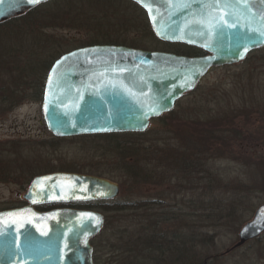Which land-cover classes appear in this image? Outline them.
I'll return each instance as SVG.
<instances>
[{
  "label": "rangeland",
  "instance_id": "obj_1",
  "mask_svg": "<svg viewBox=\"0 0 264 264\" xmlns=\"http://www.w3.org/2000/svg\"><path fill=\"white\" fill-rule=\"evenodd\" d=\"M121 9L120 13H125V16L120 15L121 19L127 21L121 25L117 19L108 23L118 35L124 31L125 38H133L137 35L133 11L123 4ZM89 10L91 13L84 14H93L94 11L96 17L103 19L106 16L102 6ZM62 15L52 20L44 14L36 17L37 29L33 28L34 37L27 42L26 53H23L25 47L22 43L13 42L17 46L16 49L12 46L17 50L12 56L14 60L3 62L0 43V210L12 205L19 207L21 202H26L24 195L37 173L71 171L74 166L98 169L106 173L104 177L120 184L116 199H163L173 207V210H165L155 206L152 210L121 216L113 213L110 223L104 226L102 237V245L107 247L100 253L106 254L104 258L100 256L107 264L123 263L120 257L111 258L109 248L127 239L133 231L138 233L137 230L141 229L143 232L141 224L145 218L157 222L156 225L160 223L158 228H161L171 213L176 220L178 215L181 219L174 226L179 225L183 230L188 228L192 234L195 232L196 237L192 240L195 241L190 244L192 251L187 253L196 264H264V231L227 252L239 241L241 228L264 203L262 179L259 180L261 183L257 182L251 169L254 163L264 167V52L252 51L239 63L213 67L194 90L178 100L172 113H165L160 121H151L148 129L135 137L139 155L133 163L137 166L136 172L140 170L141 173L131 179L120 167L123 161L128 162L127 158H118V155L100 149L106 141L75 136L55 139L45 121L43 102L22 97L23 94L19 93L20 88L29 87L40 76V69H25L30 60L29 47L40 51L44 49L42 45L49 44V41V45H53L52 41H57L65 49L72 48L75 44L73 38L89 39L98 27L97 22H102L98 18L92 20V15L84 21L74 18L75 22L69 13ZM61 17L63 20L59 19ZM6 89H11L13 94H5ZM12 100L18 101L16 106L10 105ZM218 125L220 134L228 136L231 143L218 150L225 153L215 151L216 157L205 160L206 164L200 160V167L203 168L204 164L208 177L212 178L211 183H207L205 174H188L184 166L176 163V158L179 157L183 164L182 158L192 150L189 145L185 152L188 138L211 133L214 128H219ZM253 136L261 138L259 153L250 144ZM220 154L227 156L223 158ZM202 158L206 159V156ZM71 172L91 174L82 170ZM258 174H261L260 169ZM124 225H129V234H121ZM205 234L210 236L207 242L204 241ZM140 237L142 239L143 235Z\"/></svg>",
  "mask_w": 264,
  "mask_h": 264
},
{
  "label": "water",
  "instance_id": "obj_2",
  "mask_svg": "<svg viewBox=\"0 0 264 264\" xmlns=\"http://www.w3.org/2000/svg\"><path fill=\"white\" fill-rule=\"evenodd\" d=\"M133 1L146 12L160 40L196 46L207 54L188 56L120 44H93L64 53L48 73L43 98L45 121L55 136L144 132L213 67L239 63L264 47V0ZM37 5L0 0V22ZM120 190L118 182L88 173L35 176L24 195L27 204L0 210V264H96L92 238L105 226L103 212L37 206L110 200ZM263 231L264 203L227 252Z\"/></svg>",
  "mask_w": 264,
  "mask_h": 264
},
{
  "label": "trees",
  "instance_id": "obj_3",
  "mask_svg": "<svg viewBox=\"0 0 264 264\" xmlns=\"http://www.w3.org/2000/svg\"><path fill=\"white\" fill-rule=\"evenodd\" d=\"M122 4L125 5L128 9L133 11L132 14L135 16V21L137 22V26L134 28H137V35L133 38H125L126 32L123 31V33H118L116 30H112V24L108 23L112 20H118L119 24H123L127 21L125 18L124 20L121 19L122 16H125V13L121 12ZM102 6V11L105 12V17L100 18L96 17L94 11L93 14L91 13V10H89L91 7L93 9H96L97 7ZM104 6V8H103ZM118 8V9H117ZM48 11V12H46ZM90 18L92 17V20L96 21L102 20L101 24H98V27L95 28L94 33L92 34V37L90 36L89 39L85 40H79L78 38L74 39V46L68 49H65L63 45H61L57 41H52L53 45H49L51 42L49 41V44L46 43L44 46V49L41 48L40 51L32 50L31 47H29V56L30 60L26 70H39L40 76H38L34 79L35 82H32L31 85L28 87H22L19 90V93H22V97H31L34 98L33 100L36 101H43L44 98V92H45V86L46 81L48 77V73L53 66L54 62L62 56L64 53L72 50L73 48H78L82 46H88L93 44H120V45H127L131 47H142L146 49L151 50H164V51H171L175 52L177 54H184L188 56H202L206 55L207 52L203 50L202 48L191 46L183 43H171V42H165L160 40L154 33L152 26L150 24V21L147 17L146 12L141 8L136 2L133 0H50L48 2L42 3L37 5L31 10H28L27 12L9 18L5 21L0 22V43L2 44V52H1V58L3 59V62L7 63L10 59H13V54L17 53L15 50L17 47L16 44L22 43L25 47L24 52L27 51V42L32 41L34 37V30L35 28V22L38 19H35L41 14H44V17L57 19L58 16L62 15L64 16L65 13L71 16L73 22L74 18L75 20H81L84 21L87 19L86 14L88 13ZM80 13V14H79ZM122 15V16H120ZM116 17V18H115ZM120 17V18H119ZM115 18V19H114ZM61 20V18H59ZM106 22H104V21ZM129 22L132 23V21L129 20ZM37 29V28H35ZM124 34V35H123ZM123 35V37H121ZM7 39V41H6ZM15 42L16 44H14ZM13 43V45L11 44ZM151 43V47L150 44ZM14 46V50L12 49ZM10 50H13L14 52H10ZM256 52H264V47L259 48L255 50ZM23 56V54H22ZM37 73V72H35ZM14 89V88H13ZM5 94H13L11 89H6ZM11 91V92H10ZM16 91V89H15ZM17 100H12L11 106L17 105ZM174 111L171 110L168 113H172ZM166 113V114H168ZM161 115L160 117L153 118L152 121H160L163 119L164 115ZM219 127V125H218ZM143 132H113V133H99V134H83V135H77L75 137H85L90 139H97L101 141H106V145L103 146V148H100L103 151H106L107 153L116 154L118 155V158H121L122 156L127 158L126 160L128 162H122L121 169L122 171L129 174L131 179L135 177L136 173H141L140 170L136 172L137 166L135 163H133V160H137L139 155V148L137 146V143L135 137L141 136ZM206 133V132H205ZM233 133H236L234 131ZM55 139H65V137H57L54 136ZM261 138H255L254 136L250 140V144L252 145V148L255 150H258V142ZM231 143V139L228 138V136H224L223 134H220V127L216 130H214L211 133H206V135L193 136L192 138H188L187 144H186V150L187 152L189 150V145H191L192 150L187 152V155H185L182 159L183 164L181 163V159L178 157L176 158L177 164L181 165L186 168L188 174L194 173L195 175L199 174H205L206 182L211 183V177H208L209 174L205 170L204 164H206L207 161L210 159H213L216 157L215 151L218 153H225L220 152L218 150H221L222 147L227 148ZM218 147H216V145ZM222 146V147H221ZM107 148V149H106ZM184 151V150H183ZM204 153V154H202ZM179 154V153H178ZM219 155L220 157L225 158L226 156ZM232 154V153H231ZM249 155V154H248ZM206 156V159H203L202 157ZM250 156V155H249ZM232 158V157H229ZM234 158V157H233ZM209 159V160H208ZM125 160V161H126ZM200 160L204 161L203 168L200 167L199 162ZM207 160V161H205ZM195 162L197 165H195ZM254 163V162H252ZM197 166V167H196ZM254 167H251L253 170V177L258 182L260 179H262V183L264 186V167H261L260 164L254 163ZM254 168V169H253ZM260 169V173L258 174V170ZM65 170V169H64ZM86 171L90 172L91 174H97V175H103L105 176V172L99 171L98 169H85L84 167L81 168H75V166L72 168L71 171ZM207 172V173H206ZM41 174V173H40ZM43 174V173H42ZM193 174V175H194ZM36 175H39L37 173ZM34 175L33 178L36 176ZM128 178V176H127ZM32 182V179L29 183ZM261 183V181H259ZM210 186V184H208ZM27 204L26 202H21V205ZM18 205H12V208L16 207ZM155 206H158L159 208H167L172 209L171 205L167 204L165 200L163 199H152V200H142V201H123L120 199H110V200H93V201H75V202H68V203H51V204H42L38 205L37 208L39 210H50L56 207H74V208H82V209H96L101 212H103L106 216V222L105 226L110 223V217L113 213L119 214L120 216L122 214L130 213L134 214L132 212H135L138 214V212L148 211L152 210ZM166 210V209H165ZM174 212V211H173ZM171 213V211H170ZM175 215V214H174ZM179 216V215H178ZM177 216V220L172 217V213L170 216L166 217V221L163 224L161 228H158V225H156L157 222L151 221L149 222V218H145V222L141 224L143 226L144 230L143 232L140 230H137L139 234L143 235L141 239V235L135 231L131 232L129 234V225L122 226L121 234H129L127 239L118 242V244L113 245V247L109 248V252L112 253L111 258L120 257V262H123L122 264H196V262L192 259L191 255H188L187 252L192 251V244L194 241L193 234L187 230L188 228H181V226L177 225L174 226L176 221H181L180 216ZM172 222H174L172 224ZM168 223V224H166ZM183 225V224H182ZM104 227L98 235L92 238V244L94 245V259L96 264H107V262L102 261L101 258L106 254H100L104 248L107 247V245H102V242L104 239L102 237L104 236L105 229ZM137 227V223L135 222V228ZM118 228H120L118 226ZM147 228L149 230L145 231ZM194 231V230H193ZM189 233V235H188ZM135 234L137 236L135 237ZM193 235V236H191ZM191 237V238H189ZM205 237L204 241H208L210 239V236L208 234L203 235ZM188 239V240H187ZM200 241V240H199ZM102 250V251H101ZM108 251V250H107ZM119 252V253H117ZM102 255V257L100 256ZM114 257V258H115ZM191 257V260H190ZM104 258V257H103ZM185 259L189 260L185 261ZM118 262V261H114ZM163 262V263H162ZM198 264V263H197Z\"/></svg>",
  "mask_w": 264,
  "mask_h": 264
},
{
  "label": "snow or ice",
  "instance_id": "obj_4",
  "mask_svg": "<svg viewBox=\"0 0 264 264\" xmlns=\"http://www.w3.org/2000/svg\"><path fill=\"white\" fill-rule=\"evenodd\" d=\"M23 2H26V3L31 4V5H37V4L41 3V2H43V0H23ZM138 2H141V0H138ZM187 6L188 5L185 4V7H187ZM148 10H149V12L151 14V11H152L151 5H148ZM229 26L232 27L234 25H229ZM262 35H264V33H262ZM245 51H247L246 47H245Z\"/></svg>",
  "mask_w": 264,
  "mask_h": 264
}]
</instances>
